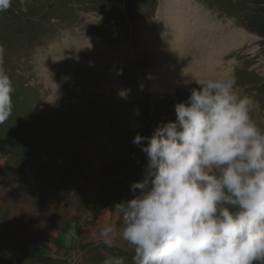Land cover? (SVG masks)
Masks as SVG:
<instances>
[{
    "label": "rangeland",
    "instance_id": "1",
    "mask_svg": "<svg viewBox=\"0 0 264 264\" xmlns=\"http://www.w3.org/2000/svg\"><path fill=\"white\" fill-rule=\"evenodd\" d=\"M191 1L198 31L170 50L142 40L146 31L164 44L172 32L167 0H12L0 11V67L15 88L0 123V264H101L106 255L130 264V247L97 246L91 234L119 221L105 210L131 198L142 178L146 154L134 136L175 120L192 78L234 75L264 128V0ZM200 27L208 40L232 29L247 38L208 64ZM168 52L183 62L179 71Z\"/></svg>",
    "mask_w": 264,
    "mask_h": 264
},
{
    "label": "clouds",
    "instance_id": "2",
    "mask_svg": "<svg viewBox=\"0 0 264 264\" xmlns=\"http://www.w3.org/2000/svg\"><path fill=\"white\" fill-rule=\"evenodd\" d=\"M12 0H0V11ZM4 48L0 46V64ZM175 120L132 142L146 154L131 198L114 204L117 223L103 222L92 241L131 248L130 264H264V128L255 101L240 95L234 75L192 78ZM15 91L0 67V123ZM123 95V94H121ZM78 258V257H77ZM101 264H129L106 255Z\"/></svg>",
    "mask_w": 264,
    "mask_h": 264
},
{
    "label": "bare ground",
    "instance_id": "3",
    "mask_svg": "<svg viewBox=\"0 0 264 264\" xmlns=\"http://www.w3.org/2000/svg\"><path fill=\"white\" fill-rule=\"evenodd\" d=\"M167 0V3L165 4V13L167 14V16H170L169 21L172 24L171 30L172 32H169V29L167 28L168 32L166 33V37H164V44H158L155 43L154 41L151 40L150 38V34H148L146 31L143 32V36L142 40L145 43V46L148 49H166V50H170V48H172V46H177L178 48L182 46V44L189 39L190 35L192 36L193 31L196 30L195 28H197L198 26L195 24V22H199L198 19L201 17L199 11H191V8L194 6L191 0ZM196 9V8H195ZM159 10V9H158ZM199 10V9H198ZM201 11V10H200ZM194 13V14H193ZM202 14V13H201ZM157 15V14H156ZM166 16V15H165ZM204 17V16H203ZM205 18V17H204ZM203 18V19H204ZM163 20L165 19L162 18ZM202 19V20H203ZM162 20V21H163ZM205 20V19H204ZM203 20V21H204ZM194 22L193 24L191 23ZM208 22V20H206ZM209 23V22H208ZM212 23V22H211ZM198 24V23H197ZM201 25V23H199ZM207 25V24H206ZM203 26V25H202ZM217 26V25H216ZM199 28V27H198ZM201 28V27H200ZM203 28V27H202ZM219 27H216V29H218ZM223 29V28H222ZM198 31V30H196ZM213 32V30H211ZM215 31V30H214ZM218 31H220L218 29ZM221 32V31H220ZM174 33V36L172 35ZM207 33V32H206ZM205 32H203V29H199V32H197L196 36L197 38L195 39H199L198 43L201 44V47H205V51H206V58L205 61L210 64L208 62V59L210 58L211 60H213V56L215 55L216 51H221V50H225V48L228 47H234L237 46L241 43H243L246 40V35L239 31V30H235L232 29L230 30L227 34L222 36V39L220 40L219 38H217V36L219 34H216V31L214 32L213 36L211 37H215L216 39L212 38V40H208L209 36H207ZM190 34V35H189ZM208 37V38H207ZM158 40V39H157ZM158 46H157V45ZM162 45V46H161ZM160 47V48H157ZM195 50V49H194ZM172 51V50H171ZM170 51V52H171ZM175 51V50H174ZM166 52V51H164ZM163 53V55L167 56L168 60H170L174 65V68L176 71H179V67L178 66H182L180 60L178 59V57H176V55L173 53V56H171L169 53ZM187 53V52H186ZM178 54V53H177ZM162 55V56H163ZM204 55V54H203ZM188 56V55H187ZM183 58V57H182ZM184 59V58H183ZM186 59V58H185ZM210 60V61H211ZM215 60V59H214ZM201 61V60H200ZM190 63V62H189ZM188 63V64H189ZM183 64V62H182ZM185 66L187 64H184ZM200 65V64H199ZM198 65V66H199ZM201 66V65H200ZM194 67V66H193ZM198 68V67H197ZM201 68V67H200ZM199 69V68H198ZM197 69V70H198ZM193 70V69H192ZM196 70V68L194 69ZM196 70V71H197ZM173 73H175L173 67L171 68V70ZM223 71V70H222ZM230 70H228L227 72H224L225 74L230 73ZM232 71V70H231ZM166 72H162L161 74H164ZM176 74V73H175ZM161 78H159L158 82L159 84H161ZM170 84V83H169ZM168 82L166 81L165 85H169Z\"/></svg>",
    "mask_w": 264,
    "mask_h": 264
}]
</instances>
